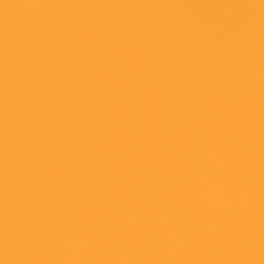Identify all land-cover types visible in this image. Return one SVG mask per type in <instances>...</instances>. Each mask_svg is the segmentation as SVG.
Listing matches in <instances>:
<instances>
[{"label":"water","instance_id":"water-1","mask_svg":"<svg viewBox=\"0 0 264 264\" xmlns=\"http://www.w3.org/2000/svg\"><path fill=\"white\" fill-rule=\"evenodd\" d=\"M0 264H264V0H0Z\"/></svg>","mask_w":264,"mask_h":264}]
</instances>
